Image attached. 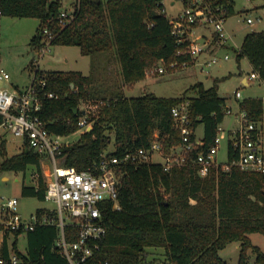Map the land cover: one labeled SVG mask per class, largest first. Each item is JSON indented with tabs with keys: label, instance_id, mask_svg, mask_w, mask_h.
I'll use <instances>...</instances> for the list:
<instances>
[{
	"label": "trees",
	"instance_id": "1",
	"mask_svg": "<svg viewBox=\"0 0 264 264\" xmlns=\"http://www.w3.org/2000/svg\"><path fill=\"white\" fill-rule=\"evenodd\" d=\"M227 16L236 13L234 1L224 0ZM60 0H0L2 16L37 18L39 26L32 46L42 45L41 30L49 27L57 36L53 45L79 46L82 54L94 59L104 53L119 61V72L125 84H135L147 77V72L160 66L162 60L193 62L188 55L178 54L177 37L163 0H79L73 21L58 25L63 8ZM264 6V0H263ZM215 42V41H213ZM185 46V44L183 45ZM110 56V57H111ZM238 61L247 58L264 81V30L248 33L238 51ZM33 66V65H32ZM47 79L46 89L58 97L43 101L41 117L46 127L58 134L72 135L79 131L80 115L75 113L85 100H104L80 140L63 148L64 163L79 170H94L103 154L124 157L139 150H149L159 132L164 153L182 144V138L172 116V108L190 100L193 139L196 129L204 126L202 144L194 147L188 163L165 170L162 163L131 162L118 171L120 179V209L107 203L103 207L107 234L99 248L83 264H230L220 256V250L232 242L240 243L238 264H250L249 251L256 262L264 264V252L253 244L250 234L264 235V173L232 166L224 170L212 166L206 176L194 163L198 153H207L214 145L229 107L219 94V82L206 88L202 82L192 85L183 96L162 97L155 93L128 97L119 85H110L102 94L95 90L93 73L81 71H42L36 65L33 72ZM189 90L197 95L187 96ZM239 109L256 124L254 134L261 135L264 100H239ZM115 134V149L108 151ZM5 140L1 147L5 152ZM238 157L233 141L228 144V161ZM34 166L36 184H23L24 196L46 200L47 184L39 153L25 146L18 154L8 156L1 170L26 172ZM36 214L55 215L39 208ZM7 231L2 243L0 264H70L59 245L61 230L57 224H37L28 231L12 232L9 244ZM25 234L28 246L20 249L19 238ZM67 242L78 240V229L68 225ZM149 248L164 249L165 259L149 260ZM18 257L17 263L10 260Z\"/></svg>",
	"mask_w": 264,
	"mask_h": 264
},
{
	"label": "built area",
	"instance_id": "2",
	"mask_svg": "<svg viewBox=\"0 0 264 264\" xmlns=\"http://www.w3.org/2000/svg\"><path fill=\"white\" fill-rule=\"evenodd\" d=\"M179 1L183 3V10L171 19L179 46L178 54L188 55L193 62L173 60L167 63L162 60L160 66L147 72V77L165 73L167 70L191 66L200 55L207 51L209 43L215 41L219 44H227L230 38L225 33L228 16L227 4L224 0ZM78 6L79 0H73L69 7L63 6L58 18V25L61 28L73 21ZM256 21L260 22L262 18L257 17L256 20L252 17L247 18L249 24H254ZM211 27L214 29L212 40H209L204 33H198L199 28ZM41 35L43 45L38 51L44 55L53 46L52 43L57 34L49 27H44ZM202 39L205 42H202ZM229 58V55L225 56L226 60ZM216 62L218 59L213 57L205 64L211 66ZM36 67L39 66L36 65ZM248 78L261 79L256 71H253ZM10 83V73L0 68V127L23 138L25 146L40 154L41 161L46 159L51 163L47 171L43 169L47 184L46 200L55 202L58 212L53 216L48 214L39 216L35 213L30 219H26L19 212V200L9 198L1 207L3 220L0 222V230H3L5 235L7 231L12 233L17 230H32L37 224H57L61 230L59 245L70 264L86 262L94 255L95 249L99 248L98 243L106 236L107 227L104 224L103 207L107 203H112L114 208H121L118 201L120 192L118 171L122 165L129 162L135 165L152 162L153 153L161 151L166 157L165 162L162 163L165 170H171L174 167L186 165L192 158L191 153L194 147L202 144L198 138L193 139L190 100L185 99L172 108V116L180 132L182 144L174 148L171 153H164L157 131L151 149H142L134 154L128 153L121 158L105 153L94 170H79L75 166L64 163L62 151L65 146L76 142L71 139V136L75 134L54 133L46 127L41 117L43 101L58 97L53 91L46 89L47 79L39 77L34 71L33 78L26 86L14 87ZM7 85L12 86V89H9ZM235 93L238 98L241 97L239 91ZM105 104L104 100L90 99L81 102L77 109V114L80 115L79 131H86L92 127L93 115L100 106ZM228 113H232L231 108L227 110ZM239 113L241 124L231 137L234 147L238 150V157L227 163L218 161L217 156L223 139L219 132L215 145L207 153H198L194 159V163L200 167L202 176H206L212 166H221L224 170L238 166L243 170L264 173V142L260 134L253 133L256 124L249 121L247 113L243 110ZM68 225L77 227L78 240L67 242L65 229ZM4 235L0 241V263L3 261ZM10 260L12 263H17L18 257L11 254Z\"/></svg>",
	"mask_w": 264,
	"mask_h": 264
},
{
	"label": "rangeland",
	"instance_id": "3",
	"mask_svg": "<svg viewBox=\"0 0 264 264\" xmlns=\"http://www.w3.org/2000/svg\"><path fill=\"white\" fill-rule=\"evenodd\" d=\"M56 1V0H55ZM64 7H69L73 0H60ZM107 2L108 0H103ZM175 1V4H173ZM234 1L236 13L227 18L225 33L228 39L226 46L216 45L214 51H205L197 59L195 64L186 68L167 70L162 74H154L135 84H125L119 72L120 65L117 58L111 54L104 53L92 59L89 55H84L79 46L53 45L44 55L35 50L32 46V38L36 35L39 26L37 18H18L0 15V68L5 69L11 75V85L25 86L33 78V66L37 65L42 71H83L84 74L93 73L97 80L95 90L105 94L111 85H119L128 97L141 96L146 93H155L162 97H180L194 84L202 82L206 88L214 85L216 79L219 82V94L226 99L227 107L232 113L226 115L225 131L221 134H228V128L236 129L240 123L239 100L245 98H262L264 100V81L262 79H250L249 85L244 83V78H248L254 71L247 58L238 61V51L244 41L245 36L253 31L264 30V6L263 0H232ZM165 11L172 19L183 10V3L179 0H163ZM257 19L254 24L247 23V18ZM198 33H204L209 40L213 39L214 29L199 28ZM212 45V44H211ZM210 45V46H211ZM212 48V47H210ZM208 49V47H207ZM229 55V59L225 56ZM111 56V57H110ZM216 57L218 62L211 66L205 64L211 58ZM33 65V66H32ZM8 86V85H7ZM12 89V86H8ZM236 91L241 93V97L236 96ZM197 95L195 90H189L187 96ZM239 124V125H238ZM261 140L264 142V122L260 125ZM84 131H79L71 136V139L78 141ZM113 141L108 149L109 152L115 149V134L110 131ZM204 135V127L200 125L197 129L198 138ZM5 140V152L8 156L20 153L25 144L23 138L15 136L13 132L4 127H0V164L4 160L2 143ZM229 136L221 141L218 153V161L228 162ZM166 157L161 151H155L152 155L153 163H163ZM51 163L44 159L42 167L48 170ZM36 184L35 168L29 166L26 172L1 170L0 169V222L3 220L1 207L9 198L19 200V212L30 219L39 208L53 210L55 215L57 205L51 200H41L38 197L24 196L22 193L23 184ZM4 231L0 230V241L3 239ZM253 244L260 247L264 252V235L252 233L249 235ZM15 239L14 234L9 235V244L12 245ZM20 249L25 251L28 246L25 234L19 238ZM149 260L165 259L164 249L149 248ZM220 256L230 264H238L240 258V243L232 242L226 248L220 250ZM250 264L256 262V254L249 251Z\"/></svg>",
	"mask_w": 264,
	"mask_h": 264
},
{
	"label": "crops",
	"instance_id": "4",
	"mask_svg": "<svg viewBox=\"0 0 264 264\" xmlns=\"http://www.w3.org/2000/svg\"><path fill=\"white\" fill-rule=\"evenodd\" d=\"M212 44V45H211ZM211 45V46H210ZM216 45H221V46H226L227 44H219L218 42H211V43H209V45L207 46L208 47V51H210V52H213L214 51V49H213V47L214 46H216ZM210 47H212V48H210ZM252 66V65H251ZM81 72H83V71H81ZM84 73V72H83ZM86 75V74H85ZM244 83L246 84V85H249V82H250V79L249 78H244ZM30 82V81H29ZM28 84V83H27ZM26 84V85H27ZM25 85V86H26ZM14 87H23V86H20V85H18V84H16V85H13ZM225 121H226V117H225V120H224V122L221 124V126H220V128H221V130H223V131H225V128L223 127L224 125H225ZM239 124H241V117H240V123ZM238 124V125H239ZM200 126V125H199ZM198 126V127H199ZM204 127V126H203ZM239 127H240V125H239ZM239 127L238 128H236V129H231L230 127L228 128V131H229V133L226 135V134H221L220 133V135L223 137V139H224V137H226V136H229V141L231 140V137H232V135H233V133L236 131V130H238L239 129ZM198 129V128H197ZM197 129H196V131H195V134H196V136H197ZM220 130V131H221ZM204 136V135H203ZM197 138H198V136H197ZM199 140H202L203 139V137L200 139V138H198ZM229 144V143H228ZM218 157V156H217Z\"/></svg>",
	"mask_w": 264,
	"mask_h": 264
},
{
	"label": "water",
	"instance_id": "5",
	"mask_svg": "<svg viewBox=\"0 0 264 264\" xmlns=\"http://www.w3.org/2000/svg\"><path fill=\"white\" fill-rule=\"evenodd\" d=\"M98 1H100V0H98ZM202 42H205V40L202 39ZM75 113H76V114L78 113V110H77V109H75Z\"/></svg>",
	"mask_w": 264,
	"mask_h": 264
}]
</instances>
